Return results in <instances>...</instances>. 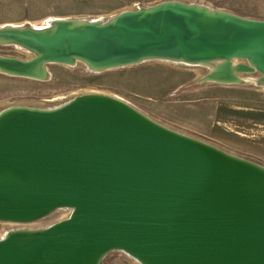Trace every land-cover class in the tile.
<instances>
[{
	"label": "water",
	"instance_id": "1",
	"mask_svg": "<svg viewBox=\"0 0 264 264\" xmlns=\"http://www.w3.org/2000/svg\"><path fill=\"white\" fill-rule=\"evenodd\" d=\"M0 72L44 79L45 64L101 70L161 59L211 63L203 80L264 87V19L164 0L106 19L0 26ZM0 264H264V165L171 129L115 96L82 92L49 107L0 109Z\"/></svg>",
	"mask_w": 264,
	"mask_h": 264
},
{
	"label": "rangeland",
	"instance_id": "2",
	"mask_svg": "<svg viewBox=\"0 0 264 264\" xmlns=\"http://www.w3.org/2000/svg\"><path fill=\"white\" fill-rule=\"evenodd\" d=\"M160 1L164 0H0V26H31L57 17L106 19L121 10ZM178 1L203 3L243 17L264 19V0ZM0 54L21 59L30 56L16 45L0 44ZM45 67L44 79L0 72V109L10 104L49 107L82 92L106 93L171 129L264 165V87L243 79L256 80V73L241 74L243 80L237 83L203 80L210 71L206 64L161 59L101 70L81 61L72 65L48 63ZM238 112L248 118L247 122L229 118ZM68 213V209L61 208L30 223L0 221V237L11 229L46 227ZM103 262L139 264L121 251L108 253Z\"/></svg>",
	"mask_w": 264,
	"mask_h": 264
},
{
	"label": "bare ground",
	"instance_id": "3",
	"mask_svg": "<svg viewBox=\"0 0 264 264\" xmlns=\"http://www.w3.org/2000/svg\"><path fill=\"white\" fill-rule=\"evenodd\" d=\"M198 4H200V3H198ZM201 4H203V3H201ZM52 18H47V19H45V20H43L42 22H37V23H31V24H35V25H31V26H33V27H43V26H45L46 24H48L49 23V21L51 20ZM85 19H88V18H85ZM98 19H102V18H98ZM91 20H95V19H91ZM40 23V24H39ZM12 25H14V24H12ZM17 26H21V25H17ZM210 69L212 68V64L211 63H207L206 64ZM246 74H249V73H246ZM256 78V77H255ZM255 78L254 77H246V78H243L244 80H247V81H251L252 83H256V80H255Z\"/></svg>",
	"mask_w": 264,
	"mask_h": 264
},
{
	"label": "crops",
	"instance_id": "4",
	"mask_svg": "<svg viewBox=\"0 0 264 264\" xmlns=\"http://www.w3.org/2000/svg\"><path fill=\"white\" fill-rule=\"evenodd\" d=\"M230 110H232V111H236V110H238V111H241L239 108H232V109H230ZM229 118H231V120H233V119H237V120H243L244 122L246 121L247 122V119L248 118H244L239 112L237 113V114H234V115H230L229 116ZM249 121V120H248Z\"/></svg>",
	"mask_w": 264,
	"mask_h": 264
}]
</instances>
